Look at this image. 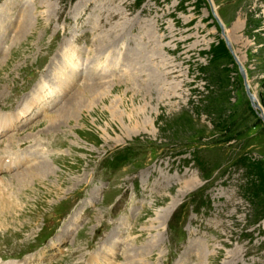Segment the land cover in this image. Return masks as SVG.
<instances>
[{"label":"rangeland","instance_id":"obj_1","mask_svg":"<svg viewBox=\"0 0 264 264\" xmlns=\"http://www.w3.org/2000/svg\"><path fill=\"white\" fill-rule=\"evenodd\" d=\"M82 1L0 0V155L17 151L25 162L39 163L32 167L44 174L53 167L50 177L24 170L4 179L0 255L24 259L36 251L30 247L49 232L48 222L93 191L97 207L86 210L80 223L85 227L73 235L70 249L42 248L29 255L32 263L84 264L87 252L106 243L97 264H113V259L117 264H264V179L254 168L260 163L264 173V7L251 13L250 22L245 7L253 3L243 0H87V17L79 7ZM118 7L126 14L108 19L105 10ZM214 7L245 77L229 48V53L213 50L225 42ZM86 19L94 27L96 20L106 25L93 30ZM140 29L153 42L176 31L160 42L167 47L159 50L158 61L161 71H167L165 60L177 72L163 77L162 85L153 84V90L143 84L144 73L131 74L136 61L124 60V52L129 60L130 49L139 46ZM101 37L100 45L114 49L110 58L127 65L129 75L120 72V78L108 82L115 86L96 91L80 110L72 108L61 127L50 128L46 118L64 104L71 107L70 99L80 96L81 88L103 85L96 81L95 67L90 68L103 54ZM73 56L80 65L72 74ZM31 70L36 73L29 78ZM43 81L45 89L38 87ZM176 82L179 90L173 91L170 85ZM246 83L259 109L251 104ZM30 91L44 94L46 104L38 98L27 101ZM21 103L30 104L29 114L36 118L19 131L13 124ZM27 134L55 152L49 155L53 159L47 162L43 156L49 153ZM129 146L133 151L121 165L103 168L102 159ZM201 196L204 206L196 212L192 209ZM113 201L116 205L109 206ZM172 202L189 204L173 230L163 226L177 206ZM99 223L103 233L97 238ZM115 233L122 243H112Z\"/></svg>","mask_w":264,"mask_h":264},{"label":"bare ground","instance_id":"obj_2","mask_svg":"<svg viewBox=\"0 0 264 264\" xmlns=\"http://www.w3.org/2000/svg\"><path fill=\"white\" fill-rule=\"evenodd\" d=\"M243 1H245V5H248V4H252L253 3V7H251V5L249 6V7H245L248 11H246L247 12V17H248V20L250 21V22H252V21H254V19L252 18V16H251V13H253L255 10H259L260 9V7H264V5H261V4H263V3H260L261 1H263V0H243ZM87 3V0H84V1H82V5H80L81 7H83V9H84V4H86ZM95 3H97V1L95 2ZM87 5H88V3H87ZM214 6V5H213ZM87 7V6H86ZM85 7V8H86ZM214 11L216 12V10H215V7H214ZM217 13V12H216ZM105 14H108L107 15V18L108 19H112L115 15H125L126 13H125V10H122V7H118L117 9H115V10H113L112 11V9H111V11L109 10H105ZM100 15H103V13H100ZM110 17V18H109ZM119 17V16H118ZM126 17V16H125ZM260 18L263 20V27L261 28V30H260V32H263L264 33V10H262L261 11V15H260ZM124 20V19H123ZM190 20V19H189ZM157 21V20H156ZM125 22V21H124ZM248 22V21H247ZM261 22V21H260ZM121 26V24L119 25V27ZM126 26V25H125ZM127 27V26H126ZM134 27V26H133ZM133 27H131V28H133ZM108 29V28H107ZM116 30V29H115ZM125 30H127L126 28H125ZM141 30V32H142V29H140ZM157 30V29H156ZM249 31H250V28L248 29ZM113 32V31H112ZM119 32V31H118ZM175 30H171L168 34H165V35H162V36H159V41H158V38L157 39H155V37H154V42H153V40H152V37H148L147 38V34H144L143 32V36H139L138 38H136L135 39V41L136 40H138L137 42H138V45L139 46H136L135 47V50L133 49V48H131L130 50H131V53H133V55H129V53H128V59L129 60H135L136 61V63H135V68L136 69H133L132 68V72H131V74H133V72H134V70H139V73L140 74H145V77H144V80H145V82L143 83V84H146V85H150L151 87H150V90H153L154 88V86H153V84H155V83H157V84H159L158 86H160V85H162V78L164 77L165 78V76H168V75H170L171 73H174V72H177V70H176V66L175 65H173V64H170V63H165L164 61H162V66H163V68H165L167 71L166 72H164V71H161L160 69H161V66H160V62L158 61V58L161 56L160 54H159V50L160 49H164V48H166L167 46L166 45H161L160 44V42L161 41H164L167 37H170L172 34H175ZM259 32V31H258ZM145 33H147V32H145ZM118 34V33H117ZM111 36H113V35H111ZM117 36V35H116ZM119 36V35H118ZM149 36V35H148ZM173 36H175V35H173ZM223 36H224V38H227L228 40H229V36L226 34V29H225V31H223ZM116 39V38H115ZM115 39H114V41H115ZM105 40V39H104ZM134 40V39H133ZM146 40V41H145ZM177 40H179V39H177ZM188 40V39H187ZM118 41V40H117ZM105 42V41H104ZM112 42H113V40L111 39L109 42H106L109 46L112 44ZM131 42V41H130ZM141 42H143L144 43V46H142L143 45V43H141ZM156 42H159V45L156 43ZM114 43V42H113ZM126 43H127V41H126ZM113 45H115V44H113ZM74 53V52H73ZM137 53H139L138 55H137ZM73 55V54H72ZM74 57V56H73ZM73 57H72V59H73ZM163 59V58H162ZM71 61V60H70ZM134 61V62H135ZM161 61V60H160ZM164 62V63H163ZM132 65H134V64H132ZM137 65H138V67H137ZM146 71H147V73H146ZM63 72V71H62ZM136 74H138V73H136V71H135V75ZM141 79V78H140ZM154 81V82H153ZM177 83V82H176ZM175 83V85L173 84V85H170L171 86V88H172V90L173 91H178L179 90V85H178V83L176 84ZM40 85H41V87H43V89H45L46 88V85H45V83H44V81L42 82V83H40ZM112 86H115V84H112V83H108V84H103V85H91V86H84L83 88H81L78 92H80V96H78L79 95V93H77V94H75L74 96H73V98L72 99H70L71 100V102H70V106H71V104H72V106H74V107H69V106H65V104H64V106H62L60 109H59V111L58 112H54V113H52L51 115H49L48 116V118H46V121H47V124L48 125H50V128H54V127H56V126H59V127H61L62 125V123L63 122H65V121H68V119H70V118H66L68 115L67 114H69L70 113V111H72V108H75V110H76V108H77V110H80L81 109V107H80V105H83L86 101H88V100H90L92 97H93V95H94V93L96 92V91H99L100 89H103V88H107V89H109L110 87H112ZM164 86V85H163ZM168 86V85H167ZM169 86V87H170ZM153 88V89H152ZM168 88V87H167ZM167 88H166V90H167ZM95 90V91H93L92 93H89L88 91H90V90ZM170 89V88H169ZM165 90V89H164ZM51 91V90H50ZM107 91H109V90H107ZM125 91H131L130 89H128L127 88V90H125ZM133 91V90H132ZM88 92V93H87ZM48 93V92H47ZM50 93V92H49ZM43 96V97H42ZM42 96H41V92H40V94L38 95V96H36V99L38 98V100H37V102L39 103V104H41V103H43V98H44V94H42ZM46 97V96H45ZM53 97V96H52ZM56 100V99H55ZM54 100V101H55ZM68 101H69V99H68ZM67 101V102H68ZM35 102V101H34ZM56 102V101H55ZM66 102V103H67ZM61 103V102H60ZM37 104V103H36ZM69 104V103H68ZM47 108H48V106H46ZM20 110H22V111H24V109H23V106L21 105V107H20ZM74 111V110H73ZM72 111V112H73ZM31 113V112H30ZM2 114L0 113V116H1ZM31 116H33V114H30ZM2 117H3V115H2ZM5 119V118H4ZM7 122V121H6ZM70 122V121H69ZM3 123H5L4 122V120H3ZM11 123V122H10ZM9 123V124H10ZM12 124V123H11ZM14 125V124H13ZM3 126V128L4 127H7V125H6V123L4 124V125H2ZM1 126V127H2ZM10 128V127H9ZM12 128V127H11ZM2 130V129H1ZM0 130V131H1ZM14 130V129H13ZM30 134H33L32 132L30 133ZM28 136H32V135H29V134H27ZM13 137V136H12ZM17 142V141H16ZM9 144V143H8ZM17 144V143H16ZM11 146V145H10ZM7 148V147H6ZM19 155V154H18ZM17 155V156H18ZM24 159H25V157H24ZM48 162V161H47ZM42 164V163H41ZM48 165V164H47ZM45 168H46V166H45ZM52 169H53V167H52ZM52 169H50V170H47L46 171V173L44 174V173H42V170H41V168L39 167V168H34L33 169V167L32 168H30V169H28L27 171H29V172H33V171H35L38 175H39V178L41 179V178H43L45 175L47 176V177H50V175L53 173V170ZM25 172V171H24ZM30 174V173H29ZM33 174V173H32ZM29 177V176H28ZM27 177V178H28ZM33 179V178H32ZM32 179H30V180H32ZM28 180V179H27ZM26 180V181H27ZM196 181V180H195ZM195 181H191V182H186V184H187V186H190L191 185V183L192 182H194L195 183ZM28 182V181H27ZM186 186V185H185ZM186 186V187H187ZM185 188V187H184ZM171 205L174 207L175 205H177V203H175V202H172L171 203ZM173 207H172V210H173ZM171 210V209H170ZM171 212V211H170ZM155 214H157V216L159 215V212H158V210L156 211V213ZM158 219V218H157ZM220 252V251H219ZM230 252V251H229ZM232 252V251H231ZM230 252V253H231ZM230 253H228V254H225V258H226V260L230 257ZM214 256V255H213ZM216 257V256H215ZM231 263V262H230ZM228 264V263H227Z\"/></svg>","mask_w":264,"mask_h":264},{"label":"water","instance_id":"obj_3","mask_svg":"<svg viewBox=\"0 0 264 264\" xmlns=\"http://www.w3.org/2000/svg\"><path fill=\"white\" fill-rule=\"evenodd\" d=\"M210 1H211V0H210ZM213 14H214V16L216 17V19H217V21H218V23H219V25H220V27H221V29H222V32H223V30H224V25H223L221 19L219 18V16L217 15V13H216L215 11L213 12ZM225 42H226L228 48H229V49L232 51V53L235 55V53H234L233 50H232V47H231L230 41H229L227 38H225ZM235 59H236L237 63L239 64L240 71H241L243 77H245V71H244V69H243V66H242L241 62L238 61V58H237L236 55H235ZM246 88H247V93H248V95H249V97H250V99H251V104H252V106H253L254 108H258V109H259L260 106L257 104V101H256V98H255V95L251 92L248 83H246ZM260 110H261V109H260ZM261 117H262V119L264 120V114H263V113H261Z\"/></svg>","mask_w":264,"mask_h":264},{"label":"trees","instance_id":"obj_4","mask_svg":"<svg viewBox=\"0 0 264 264\" xmlns=\"http://www.w3.org/2000/svg\"><path fill=\"white\" fill-rule=\"evenodd\" d=\"M220 45H217L216 47L213 48V50L217 53H229V50H228V46L227 44L224 42V41H221L219 43ZM130 152V148H126L124 153H119L118 156L120 158H127V155L129 154ZM200 162V160H199ZM254 166V165H251V167ZM255 168V172L260 175L262 178L261 179H264V173H263V169L261 168V164L260 163H257V165L254 167Z\"/></svg>","mask_w":264,"mask_h":264}]
</instances>
